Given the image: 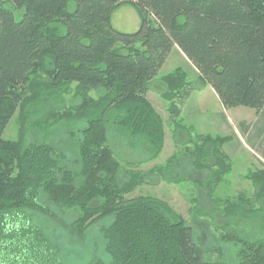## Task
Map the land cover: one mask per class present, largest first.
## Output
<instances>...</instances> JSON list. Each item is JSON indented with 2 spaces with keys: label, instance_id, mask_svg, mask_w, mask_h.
I'll use <instances>...</instances> for the list:
<instances>
[{
  "label": "trees",
  "instance_id": "obj_1",
  "mask_svg": "<svg viewBox=\"0 0 264 264\" xmlns=\"http://www.w3.org/2000/svg\"><path fill=\"white\" fill-rule=\"evenodd\" d=\"M123 2L138 11L134 32L111 25ZM174 46L224 108L264 115V0H0V264H70L59 240L84 239L94 222L98 233L73 264H264V238L236 228L264 212L263 169L245 176L253 195L238 193L217 206L236 249L232 262L222 251L212 260L166 201L125 198L151 173L178 181L172 170L182 154L209 172L196 182L210 195L229 168L226 145L238 146L231 134L198 133L144 173L131 169L133 161L122 165L114 144L139 154V163L163 149L164 120L147 92ZM190 70L161 76L175 134L189 131L176 120V102L188 93ZM16 110L17 136L7 139ZM258 126L257 134L264 121ZM241 128L244 134L248 125ZM50 206L71 212V221L59 223Z\"/></svg>",
  "mask_w": 264,
  "mask_h": 264
},
{
  "label": "rangeland",
  "instance_id": "obj_2",
  "mask_svg": "<svg viewBox=\"0 0 264 264\" xmlns=\"http://www.w3.org/2000/svg\"><path fill=\"white\" fill-rule=\"evenodd\" d=\"M22 13L23 9L15 10V19L19 20ZM111 25L115 30L120 32L130 33L136 31L140 25V17L137 9L129 2L121 3L111 14ZM177 67H181L182 69L187 68L176 51H172L169 59L161 68V72L167 73ZM161 76L160 73H157L151 81L149 97L164 120L166 135L163 149L159 157L153 162L139 163L137 161L141 158L139 154H131L129 149L123 146L118 147L114 144L118 158L121 160L125 169L128 166L124 161L129 160L130 162L133 161L136 163V166L131 169L144 173L150 170L154 164L163 163L176 150H182L185 142L190 137L195 136V134L231 133L228 127L218 126V124L215 127L212 126L213 123L211 121L213 117L215 120H220L223 112L227 116H234L233 125L241 135L242 149L239 150L240 148L234 144L226 145L225 149L231 156L229 168L224 174L222 181L211 190L210 195L205 186H200L196 182L197 180L205 182L209 178V172L194 169L187 156L182 154L180 166L172 170L173 176L177 174L180 177L178 181H164L161 178L159 179L156 173H151L147 176L146 183L126 193L125 198L154 196L166 201L186 222L193 226L196 240L207 251V254L212 260L218 259L220 251H222L224 253L223 255L232 262L234 261L236 249L224 236L229 230L225 227L227 226V220L222 218L217 206H223L224 199L231 198L238 193L245 192L246 195H253V185L245 176L247 173L257 169L264 170V129L259 134H257L256 129L259 127V124L263 123L264 115L258 116L254 109L245 106L223 108L218 96L216 93H212L209 87H207V84L202 83L199 79L194 80L192 78V87H194L193 95L189 97L190 89H188L185 98L176 102L180 110L179 116L182 117L184 121L182 122L189 131H178L175 134L173 131L174 121L171 118L173 116L168 111V104L158 96L164 90L162 87H165ZM92 94L96 95V92L92 91ZM70 96L71 94H65L64 98L66 103L73 102ZM18 115L19 113L16 110L3 132V137L16 139L20 124ZM238 118H242V122L248 125L244 134H242L240 129L241 124L237 123ZM188 135L191 136L189 137ZM232 142L234 143V139ZM186 144L192 146L190 142ZM212 161L210 159V163ZM122 179H125L123 173ZM50 208L52 213L57 214L61 218L59 223L62 222L64 224L71 221V212H61L54 206H50ZM56 221L55 219V226L53 225V228L60 234L61 230L58 229L59 226H56L59 223ZM98 224L99 222L92 223L88 228L87 235L82 240H78V238L73 239L70 236H68L67 240L63 238L59 240V251L64 255V259L68 263H75V258L77 256L79 257V254L85 253L87 247L90 245V240L96 237L98 233ZM236 228L241 235H248L251 239L264 238V212L260 213L254 220L240 222Z\"/></svg>",
  "mask_w": 264,
  "mask_h": 264
},
{
  "label": "crops",
  "instance_id": "obj_3",
  "mask_svg": "<svg viewBox=\"0 0 264 264\" xmlns=\"http://www.w3.org/2000/svg\"><path fill=\"white\" fill-rule=\"evenodd\" d=\"M172 51H176V53H177V55L179 56V58L186 64V66L188 67H190V69H192V70H194V72L193 71H191L190 70V72H189V74H187V81H188V84L190 85L189 87H188V89H190V94H189V97H191L192 95H193V92H194V87H192V78H194V80H197V79H199V76H198V71H197V69L192 65V63L185 57V55L180 51V49L177 47V46H174L173 47V49L171 50V52ZM171 52H170V54L168 55V57L166 58V60H165V62H164V64L167 62V60L169 59V56L171 55ZM163 64V65H164ZM163 65L161 66V68L163 67ZM161 68L159 69V71H158V73H160V76L161 75H163V74H165V73H162L161 72ZM207 87H209V89L212 91V93H215V91L213 90V88L209 85V84H207ZM162 89H164L165 90V87H162ZM164 90H162L160 93H159V95L158 96H160L161 97V100H162V94H163V92H164ZM187 92H188V90H187ZM149 95H150V90H148V92H147V98H148V100L151 102V100H150V97H149ZM152 103V102H151ZM153 104V103H152ZM222 104V103H221ZM153 106L155 107V105L153 104ZM223 106V105H222ZM224 108V107H223ZM157 110V109H156ZM181 114V113H180ZM257 114V113H256ZM257 116V115H256ZM233 119H235L234 118V116H231V115H229V116H227V115H225V113L223 112V116H222V118H220V120H215V118L213 117V119H212V126H214L215 127V125H217L218 124V126H223V127H228L229 128V130L231 131V133H229V135L231 134L233 137H235L234 139L237 141L236 143H237V147L238 148H240L239 150H241L242 149V138H241V135H240V133L239 132H237V130H236V128H234V121H233ZM176 120H180V122H181V124H183V120H182V117L181 116H178V118L176 119ZM183 121V122H182ZM237 123L238 124H241V126H242V118H238V120H237ZM208 125H211V124H208ZM241 132H242V128H241ZM212 134H214V133H212ZM233 140V139H232ZM232 140L231 141H229L230 143L232 142Z\"/></svg>",
  "mask_w": 264,
  "mask_h": 264
}]
</instances>
